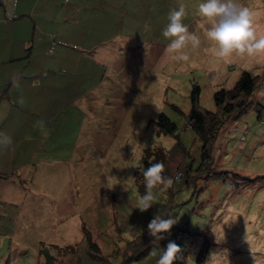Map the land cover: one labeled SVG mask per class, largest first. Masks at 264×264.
Instances as JSON below:
<instances>
[{
    "label": "rangeland",
    "instance_id": "1",
    "mask_svg": "<svg viewBox=\"0 0 264 264\" xmlns=\"http://www.w3.org/2000/svg\"><path fill=\"white\" fill-rule=\"evenodd\" d=\"M60 2L68 13L69 3L82 13L92 8L114 26L106 31L93 18L90 32L82 22L86 36L64 34L77 43L67 51L71 61L79 60L73 82L60 74L71 80L69 101H53L43 86L32 94L16 85L32 100L10 113L9 134L0 128V184L21 182L28 199L19 207L0 199V264H43V245L76 247V254L57 253L62 264H101L86 251L84 227L112 264H122L120 248L141 236L150 247L129 264H264V0ZM104 43L100 53L93 48ZM85 49L92 55L78 53ZM243 70L260 82L246 112L220 127L211 165L197 170L202 141L186 118L192 84L200 106L212 111L214 93ZM161 112L184 150L158 131ZM156 148L168 154L166 178L149 177L140 192L136 172ZM36 171L41 192L34 196L28 184ZM32 207L46 219L55 207L64 219L35 227ZM62 232L72 235L61 239ZM204 240L209 255L197 263Z\"/></svg>",
    "mask_w": 264,
    "mask_h": 264
},
{
    "label": "crops",
    "instance_id": "2",
    "mask_svg": "<svg viewBox=\"0 0 264 264\" xmlns=\"http://www.w3.org/2000/svg\"><path fill=\"white\" fill-rule=\"evenodd\" d=\"M13 1L0 0V128H6L8 134L10 128L8 125L6 126V123L10 113L17 108L26 110L27 100H32V95H23L22 89L19 88L20 85L25 84V91L28 93L31 92L32 94L37 89L39 91V87L41 88L43 86L49 95L48 98L54 97L56 99L52 100L56 102L70 100V96L72 95L70 92L71 80H67L60 74L62 72L65 73L73 82L79 60L71 61V54L67 51L77 43H69L64 38V34L66 32H74L77 33V37L86 36L87 28L85 29L83 26L86 23L82 22H90L87 24L89 32L90 24L94 21V24H101L102 22L105 26H109L107 24V18L101 16L100 12L93 13L92 8H86L85 12L82 13L80 11L82 10L80 9V5L76 2V4L69 3L66 5V7H69L68 10H70L68 13L66 12V8L61 6L62 3L60 0H16L14 7L16 19L13 21H5V16L11 13ZM61 16H64V18L62 19ZM65 18L68 19L66 20ZM73 18H75V21ZM93 18L94 21L91 22ZM113 26L110 25L109 29H104L106 31L111 30ZM106 43L100 46L95 45L93 48L100 53ZM51 46L52 49L50 50ZM87 52L85 49V51L78 53L88 56L89 54ZM82 58L86 59V56ZM17 84L20 85L16 86ZM6 85L7 89L3 93ZM9 136L8 138H10ZM1 141L4 144L5 141ZM2 147L3 145L0 143V150H3ZM22 169H17L16 172H21ZM39 175L40 172L38 173V171L30 174V182L28 185L34 196L37 192H41L36 190ZM12 183H14V187ZM20 184L14 179L0 184V199L4 197L2 201L10 202V204L17 205L18 207L24 205L28 198L27 193ZM30 208L31 206L29 208H23L22 214L29 213ZM53 208L55 210V207ZM35 209L38 210L40 208L32 207L33 211L31 212L32 216L30 221L34 223L33 226L35 227L41 228L44 223L53 225L56 220L59 222L64 219L62 218L63 213L60 212L61 215H56L54 210L51 211L52 215L46 219L42 211L38 213L35 212ZM33 216L37 219L35 220ZM52 217H59V219H52ZM16 218L19 219V216L16 215ZM56 228L59 227L57 226ZM70 235L72 234L69 232L57 234L61 239H65Z\"/></svg>",
    "mask_w": 264,
    "mask_h": 264
},
{
    "label": "trees",
    "instance_id": "3",
    "mask_svg": "<svg viewBox=\"0 0 264 264\" xmlns=\"http://www.w3.org/2000/svg\"><path fill=\"white\" fill-rule=\"evenodd\" d=\"M16 0L13 1L11 13L5 16V21H13L16 19L14 12ZM14 14L12 20H8L9 15ZM259 76L253 75L249 71L243 70L230 88H221L217 90L213 95L214 110H208L202 108L199 103L200 88L196 83L192 84L190 91V110L186 116L187 123L191 126V129L196 134L197 138L202 141L200 164L197 170H206L211 165L213 159L212 148L213 143L217 137L220 127L229 118L237 119L243 115L247 106L250 103L249 95L256 89L259 84ZM5 86L3 93L6 91ZM262 109H257V116L260 117ZM155 124L158 127V131L165 136L174 137L177 143L182 147L178 135L175 134V123L163 112L159 113L155 119ZM156 153L146 151L141 159L138 167L136 182L140 192L145 191L148 178L153 177L155 179H165L166 173L164 167L167 163V153L156 148ZM154 156V157H152ZM188 170H186L185 176L188 178ZM5 174L0 173V177ZM189 180V178H188ZM84 235L86 237V251L92 255L95 259L99 260L101 264H112L109 259V255L102 254L97 243L90 237L89 231L84 227ZM150 240V241H149ZM149 241V242H148ZM151 238L145 236L136 237L135 239L127 241L123 249L120 248V255L124 257L122 264H129L132 260L139 259L146 253L148 247H150ZM49 246L51 248H49ZM46 247L43 245L38 254L42 258L43 264H62L60 257L65 255L76 254L77 250L74 246L59 247L56 245H49ZM54 250V253L52 252ZM60 251V257L57 253ZM118 250H116L117 253ZM210 251V243L208 240H204L197 255L196 262L203 263L207 260ZM61 262V263H60ZM121 264V263H119Z\"/></svg>",
    "mask_w": 264,
    "mask_h": 264
},
{
    "label": "built area",
    "instance_id": "4",
    "mask_svg": "<svg viewBox=\"0 0 264 264\" xmlns=\"http://www.w3.org/2000/svg\"><path fill=\"white\" fill-rule=\"evenodd\" d=\"M13 17H15V16H14V14L12 13V15H9L8 20H12ZM51 49H52V46H51L50 50H51ZM184 236H185L184 234H180V237H184Z\"/></svg>",
    "mask_w": 264,
    "mask_h": 264
}]
</instances>
